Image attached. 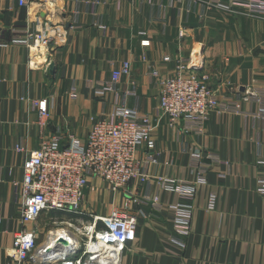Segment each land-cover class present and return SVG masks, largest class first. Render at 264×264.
Wrapping results in <instances>:
<instances>
[{"label":"crops","instance_id":"1","mask_svg":"<svg viewBox=\"0 0 264 264\" xmlns=\"http://www.w3.org/2000/svg\"><path fill=\"white\" fill-rule=\"evenodd\" d=\"M97 1L28 0L21 6L17 0H0V264L9 260L16 231L36 225L42 242L49 231H74L68 223L77 224L73 215L44 213L35 223L21 225L15 187L27 156L16 145L23 140L35 150L43 134H60L63 146L70 135L85 140L94 121L123 100L152 117L155 145L142 146L139 157L152 154L156 162L149 166V177L117 192L90 176L82 204L89 222L114 208L136 215L137 239L128 243L118 264H264V198L258 191L264 118L256 116L257 106L242 101V113L214 111L202 135L186 133L181 121L170 125L162 114L160 87L149 76L152 69L174 75L183 56L190 59L189 72L209 74V86L221 99L242 97L264 86V19L220 11L209 0ZM37 18L52 27L48 49L30 52L13 44L11 29L33 27ZM143 41L150 44L143 46ZM166 55L170 61L163 60ZM124 63L132 74L120 80L117 93L98 96L88 88L89 80H109ZM73 86L76 99L70 96ZM134 88L136 93L126 96ZM32 99L48 101V117L40 116ZM209 152L228 163L213 164L199 187L192 232L181 250L169 238L174 226L170 205L180 197L160 189L159 178L195 180L192 159L196 154L205 159ZM213 192L217 197L211 207ZM156 195L161 208L139 202ZM40 221L52 229L45 234Z\"/></svg>","mask_w":264,"mask_h":264},{"label":"built area","instance_id":"2","mask_svg":"<svg viewBox=\"0 0 264 264\" xmlns=\"http://www.w3.org/2000/svg\"><path fill=\"white\" fill-rule=\"evenodd\" d=\"M14 2L15 0H9ZM23 6L28 0H17ZM101 3V0L96 2ZM209 6L230 14L264 19V0H209ZM100 24L106 28L100 20ZM51 26L41 18L35 19V26L12 28V43L26 46L30 52L42 46L48 49L52 41ZM55 36L61 35L55 28ZM180 32V37H183ZM149 41H143L148 46ZM164 61H170L166 55ZM190 59L179 56L176 73L162 76L157 69L149 72L151 79L160 87V109L169 118L170 125L178 121L183 124V132L202 135L212 112L242 113L241 103L247 101L258 108L257 117L264 118V86L254 87L242 97L226 96L221 99L209 86L207 73L189 72ZM132 74L129 63L112 71L109 80L88 81V88L98 96L118 91L120 80ZM135 88L126 92L135 94ZM77 87L73 86L70 96L77 98ZM53 99V95L50 96ZM33 108L40 116L48 117V101L32 99ZM44 127L46 123L40 122ZM153 119L149 114L129 107L123 100L104 118L95 120L85 140L69 136V144L62 145L60 134H43L39 147L29 150L25 141L19 142L15 150L26 154L23 164L22 181L16 184V203L21 225L35 223L42 214L73 215L77 224L68 223V228L51 230L40 242L41 231L34 225L31 230L25 227L14 233L9 260L6 264H50L54 259L59 264H118L128 243L137 239L138 220L126 209L114 208L109 216H93L92 222H84L82 204L89 177H99L108 187L117 192L135 180L149 177V166L156 162L152 154L139 157L142 146L154 147L152 137ZM215 152L194 155L190 164L195 180L159 178L160 189L175 192L180 201L170 205L174 212V226L169 238L181 250L192 232L194 200L199 187L207 182V174L213 164H227ZM259 193L264 198V173L259 180ZM147 196L140 203L152 201L155 208H161L159 196ZM216 194H210L211 207L216 202ZM57 219V218H56ZM55 219V220H56ZM1 223V218H0ZM55 223H59L58 220ZM72 238L68 249L61 240H53L57 230ZM79 234V237L76 236ZM51 248L49 253L47 249Z\"/></svg>","mask_w":264,"mask_h":264},{"label":"bare ground","instance_id":"3","mask_svg":"<svg viewBox=\"0 0 264 264\" xmlns=\"http://www.w3.org/2000/svg\"><path fill=\"white\" fill-rule=\"evenodd\" d=\"M55 240H64L68 244H70L72 242V238L70 236L66 235L65 233H63V231H61L60 229L57 230V233L53 237L52 241H55ZM50 264H59V262L54 259L52 262H50Z\"/></svg>","mask_w":264,"mask_h":264},{"label":"rangeland","instance_id":"4","mask_svg":"<svg viewBox=\"0 0 264 264\" xmlns=\"http://www.w3.org/2000/svg\"><path fill=\"white\" fill-rule=\"evenodd\" d=\"M85 220H84V222H86V223H88L89 222V220L87 219V218H84ZM40 223H41V227L42 228H44L45 230H46V232H44L45 234L47 233V231L49 230V229H52V226H46L45 224H44V222H42V221H40ZM45 234L44 235H42V240L44 239L43 237L45 236ZM43 242V241H42Z\"/></svg>","mask_w":264,"mask_h":264},{"label":"water","instance_id":"5","mask_svg":"<svg viewBox=\"0 0 264 264\" xmlns=\"http://www.w3.org/2000/svg\"><path fill=\"white\" fill-rule=\"evenodd\" d=\"M61 242H62V243H64V244H65V246H67V248H68V249L70 248V247H69V246H70V244H68L66 241H64V240H61ZM51 251H52V249H51V248H48L46 253H49V252H51Z\"/></svg>","mask_w":264,"mask_h":264}]
</instances>
